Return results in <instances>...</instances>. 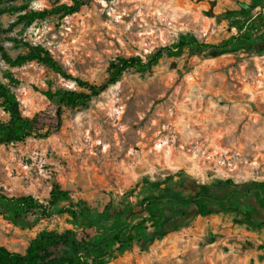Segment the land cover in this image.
Here are the masks:
<instances>
[{
    "label": "rangeland",
    "instance_id": "obj_1",
    "mask_svg": "<svg viewBox=\"0 0 264 264\" xmlns=\"http://www.w3.org/2000/svg\"><path fill=\"white\" fill-rule=\"evenodd\" d=\"M259 1L88 0L76 13L22 28L11 25L16 14L7 8L21 0H0V44L12 57L25 48L11 38L40 44L65 72L98 84L116 57L145 60L184 35L204 43L235 36L236 19ZM61 3L70 0H35L29 7ZM253 34L217 57L186 47L164 54L150 70L129 69L86 105L62 107L60 127L49 136L0 144V188L43 200L59 184L73 200L86 201L98 224L106 203H136L157 193L153 183L179 198L205 185L224 199L208 202L212 213L164 200L160 225L167 233L135 240L109 264H264V24ZM0 81L43 132L57 119L56 105L42 91L78 89L40 62L9 67L1 57ZM6 118L0 105V119ZM66 205L18 226L0 215V245L22 251L44 228L81 231L79 223L87 222L60 212ZM142 214L139 206L128 211L131 220Z\"/></svg>",
    "mask_w": 264,
    "mask_h": 264
},
{
    "label": "trees",
    "instance_id": "obj_2",
    "mask_svg": "<svg viewBox=\"0 0 264 264\" xmlns=\"http://www.w3.org/2000/svg\"><path fill=\"white\" fill-rule=\"evenodd\" d=\"M33 1L35 0H21L19 4H10L7 7L10 14H16L12 26L21 24L22 28H26L33 22L51 15H70L78 12L88 2V0H70V3H61L50 8L34 9L29 7ZM256 7L260 9L255 10ZM259 24H264V0L248 9L242 19H236L235 36L218 43H204L190 35H184L172 45L158 47L145 60L137 55L116 57L109 63L108 76L98 84L65 72L42 45L11 38L16 45L21 44L25 52L12 57L0 44V57L9 67L37 61L72 81L78 89L59 87L42 91V94L56 105L57 119L52 128L43 132L40 131L38 118L22 114L14 91L9 84L0 81V105L7 115L6 119H0V144L23 141L28 137L49 136L60 127L62 107L86 105L117 82L127 70H150L164 54L175 55L186 47L194 51H205L211 57L236 51L254 36L253 31L258 30ZM4 74L9 82H15L16 79L10 71H5ZM153 184L156 185L157 193L144 195L136 203L128 199H124L119 205H114L112 201L106 203L99 213L98 224L89 217L91 209L86 201L73 200L69 191L59 184H53L48 196L43 200L30 194L8 195L0 188V215L13 225L18 226L31 216L47 218L52 215L53 208L63 201H66L67 205L60 208V212L67 214L73 222H78L80 219L87 222L79 223L81 231L72 228L63 230L44 228L28 241L22 251L0 245V264H109L112 259L130 248L135 240L161 238L167 233V230L160 225L163 212L161 202L164 200L174 199L192 205L195 213L202 216L213 212L208 202H217L219 205L224 202L223 198L210 194L205 185L200 186L196 193L179 198L171 194V187L161 188L158 183ZM133 206H139L143 213L136 220H131L128 215V211H131ZM233 210L245 216L249 215L239 207ZM96 234L99 238L95 236Z\"/></svg>",
    "mask_w": 264,
    "mask_h": 264
}]
</instances>
